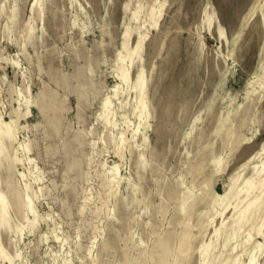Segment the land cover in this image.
Segmentation results:
<instances>
[{
	"label": "rangeland",
	"instance_id": "1",
	"mask_svg": "<svg viewBox=\"0 0 264 264\" xmlns=\"http://www.w3.org/2000/svg\"><path fill=\"white\" fill-rule=\"evenodd\" d=\"M0 264H264V0H0Z\"/></svg>",
	"mask_w": 264,
	"mask_h": 264
}]
</instances>
